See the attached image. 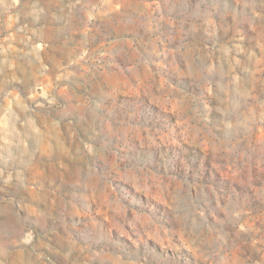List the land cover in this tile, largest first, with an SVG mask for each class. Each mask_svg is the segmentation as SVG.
I'll list each match as a JSON object with an SVG mask.
<instances>
[{"label": "rangeland", "instance_id": "374dc122", "mask_svg": "<svg viewBox=\"0 0 264 264\" xmlns=\"http://www.w3.org/2000/svg\"><path fill=\"white\" fill-rule=\"evenodd\" d=\"M0 264H264V0H0Z\"/></svg>", "mask_w": 264, "mask_h": 264}]
</instances>
